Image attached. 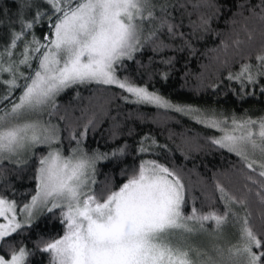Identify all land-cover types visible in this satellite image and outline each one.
<instances>
[{
	"label": "snow or ice",
	"instance_id": "1",
	"mask_svg": "<svg viewBox=\"0 0 264 264\" xmlns=\"http://www.w3.org/2000/svg\"><path fill=\"white\" fill-rule=\"evenodd\" d=\"M225 7L229 5L218 0H18L19 30L10 23L0 45V179L7 184L11 171L22 172L37 146H45L47 155L38 158L35 194L28 203L18 209L15 200L0 195V264H32L29 257L36 252L48 254L49 264H264V116L238 118L233 113L229 124L228 117L173 105L118 74L145 46L153 53L172 48L176 41L179 50L190 47L191 36L211 31L213 18ZM231 8L236 11L229 18L228 35L221 39V63L239 56L245 62L239 72H229L228 79L238 81L244 95L248 86H258L264 94V0H236ZM8 15L7 8L0 12V17ZM185 16L190 33L180 30ZM3 22L0 19V25ZM45 22L47 31L37 35V27ZM172 59L161 62L170 65ZM162 76L166 79L167 73ZM92 84L109 94L95 97L83 131L77 134L69 125L75 146L65 156L61 147H54L60 143L59 125L45 122L43 114H54L56 97L65 89ZM113 87L130 94L134 103L197 113L199 123L220 131V136L209 138L211 144L235 154L239 166L219 175L229 184L233 177H242L245 191L235 194L213 173L223 213L201 211L194 203L188 212L189 199L195 197L182 170L158 159L140 158L136 163L138 156L156 147L167 148L154 137L141 138L131 163L126 158L133 150L127 142L111 152L85 149L82 142L89 127H96L97 113L108 115L117 96ZM17 90L19 96L13 98ZM118 129L114 124L113 138ZM100 161L110 162L112 172L97 188ZM5 162L17 168L10 170ZM117 175L122 182L116 181ZM55 210L62 235H40L33 251L16 240L45 211L56 217ZM230 222L236 228L235 241L225 232ZM194 235L208 236L209 245L190 243Z\"/></svg>",
	"mask_w": 264,
	"mask_h": 264
},
{
	"label": "trees",
	"instance_id": "2",
	"mask_svg": "<svg viewBox=\"0 0 264 264\" xmlns=\"http://www.w3.org/2000/svg\"><path fill=\"white\" fill-rule=\"evenodd\" d=\"M218 2H226L230 7L236 0H218ZM247 3L258 4L259 0H247ZM229 7L223 9L219 18H213L210 25L211 31L191 36L190 47L179 50L176 47L179 42L176 41L172 48L165 49L162 53H153L151 46H145L141 52L136 54L135 60L125 61L126 69H122L118 74L121 78L128 76L131 82L147 87L150 92H156L173 105L199 109L200 112L215 114L219 119L228 117L229 123L233 113L238 118L248 116L257 119L264 116V94L261 93L260 88L248 86L245 89L248 95H244L240 92V83L228 79L229 72L233 74L239 72L241 64L245 61L240 58L232 61V64L229 62L224 64L221 63L222 60L216 58L218 52L222 55L221 39L228 35L231 28L229 18L232 11H236L235 8L229 11ZM4 8L9 10V15L6 18L0 17L4 21L3 25H0V45L6 39L10 23H14L16 30H19L16 16L18 0H0V12ZM174 15L178 14L174 13ZM191 19L195 20L196 15L193 14ZM180 30L185 33L192 31L188 26L187 16L184 18V27ZM36 31L37 35L46 32V22L43 28L38 26ZM254 56L255 54H253L252 63H255ZM168 57L173 58L170 65L161 62L162 58L167 59ZM214 58L219 62L214 63L212 61ZM136 61L140 63L137 64ZM162 73H167L166 79ZM77 92L80 93L79 96ZM112 92L117 93V96L109 106L108 115L97 113L96 127L94 129L89 127L82 142L85 149L111 152L113 148L127 142L133 150L132 155L126 158L127 162L131 163L133 156H138L134 149L141 138L146 135L154 137L157 145H167V148L156 147L153 152L138 156L136 163H139L140 158L158 159L161 163L168 164L169 167L182 170L186 184L191 185L190 196L195 197L194 201L189 199L185 209L188 212L191 211L194 203L201 211L216 210L223 213V203L219 200V193L214 191L213 173H217V178L221 179L235 194L239 195L240 192L245 191L243 183L246 181L242 177H233V183L229 184L227 179L219 175L220 173L231 174L234 170L233 166L239 165L235 154L211 144L209 138L218 136L217 129L199 123L194 116L186 112L134 103V99L128 93L118 88L113 87ZM108 94L102 91V86L92 84L65 89L57 97V110L46 119L59 125L60 143L55 144V147H61L65 156L69 154V149L75 146V141L70 138L72 127L75 128L77 134L83 131V125L87 123L94 110L92 105L95 97ZM18 95L19 90L13 93V98ZM120 96H128L129 99L123 100ZM3 106L0 104V108ZM61 110L65 113H60ZM61 116H65L66 119L61 120ZM114 124L119 125L115 138L112 136ZM154 153H160V155ZM41 155H47V148L44 146L35 149V156L31 158L28 165L23 166L22 172H10L7 184L0 179V195L15 200L17 208L28 203L31 195L35 194V168L38 166V158ZM5 164L10 170L17 168L15 164H7V162ZM97 168L96 187L100 188L103 186L105 174L112 172V165L108 161H100ZM116 181L122 182L119 175L116 176ZM252 187L255 188V186ZM206 194L212 199H207ZM251 210L253 217H256V206L253 205ZM55 211L56 217L44 212L33 222L32 228L16 236V240L22 241L29 251H33V242L40 235H44L45 238L62 235L63 228L59 223V211ZM241 214H243L242 210ZM234 235L235 233L229 239L234 241L235 238H232ZM29 259L32 264H49L50 257L46 253L36 252Z\"/></svg>",
	"mask_w": 264,
	"mask_h": 264
},
{
	"label": "rangeland",
	"instance_id": "3",
	"mask_svg": "<svg viewBox=\"0 0 264 264\" xmlns=\"http://www.w3.org/2000/svg\"><path fill=\"white\" fill-rule=\"evenodd\" d=\"M253 54H255V53H253ZM217 57H219L220 59L219 60H223L224 59V55H223V53H222V55H221V53L220 52H218V55L216 56V58ZM235 57H239V56H230V58H229V60H228V62H229V64H232L233 62H234V60L235 59H240V57L239 58H235ZM212 61H214V63H218L217 61H216V59L214 58V59H212ZM233 61V62H232ZM228 64V65H229ZM33 67H35V64L33 65ZM212 69H216V68H212ZM62 93V92H61ZM60 93V94H61ZM59 94V95H60ZM58 95V96H59ZM130 95V94H129ZM19 96V95H18ZM57 96V97H58ZM57 97H56V99H57ZM133 98V97H132ZM134 99V98H133ZM149 105H151V104H149ZM151 106H155V105H151ZM155 107H157V106H155ZM170 109H174V108H170ZM60 113H65L64 112V110H61L60 111ZM201 113H206V112H201ZM188 114H190L191 116H195V115H198L197 113H188ZM208 114V113H207ZM48 116V114H47V112H45L44 114H43V117H42V119L45 121V122H48V120L46 119V117ZM218 119H219V117L217 116V115H215ZM231 122V121H230ZM53 124V123H52ZM203 124V123H202ZM230 124V123H229ZM219 132V134H218V136H220L222 133L220 132V131H218ZM41 146H43V145H40V147ZM37 147H39V146H37ZM45 147V146H44ZM54 147H55V144H54ZM23 207V206H22ZM21 207V208H22ZM18 209H19V207H18ZM59 211V210H58ZM46 212V211H45ZM18 218H22L21 216H19L18 215ZM0 222H4L2 219H0ZM225 232L227 233V234H229V238L231 239V236L235 233V235H234V237H232L233 239L235 238L236 239V228H234L233 226H232V224H231V222L229 223V225L228 226H226V228H225ZM200 238H202V239H200ZM235 239H234V241H235ZM231 241H233V240H231ZM190 243H192V244H195V245H198V246H202V247H207L208 245H209V243H210V238L208 237V236H206V235H194V236H192L191 238H190ZM221 243H223V241H221Z\"/></svg>",
	"mask_w": 264,
	"mask_h": 264
}]
</instances>
